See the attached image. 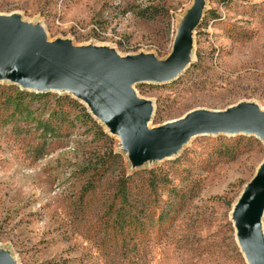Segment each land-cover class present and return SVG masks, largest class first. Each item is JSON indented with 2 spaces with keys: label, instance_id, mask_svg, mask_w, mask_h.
I'll return each instance as SVG.
<instances>
[{
  "label": "rangeland",
  "instance_id": "1",
  "mask_svg": "<svg viewBox=\"0 0 264 264\" xmlns=\"http://www.w3.org/2000/svg\"><path fill=\"white\" fill-rule=\"evenodd\" d=\"M198 1V24L188 35L179 74L168 82L127 85L150 109L147 131L235 109L264 116V0ZM196 3L0 0V19H15L38 35L42 47L66 45L165 67ZM145 8L160 15L139 18L136 12ZM10 86L76 99L92 121L65 107L66 118L53 120L58 136L44 138L34 121L3 124L11 110L4 111L0 97V257L7 264H251L240 208L264 168L261 138L194 136L164 157L136 161L107 121L73 91L38 92L0 76V88ZM30 103L36 121L57 108L52 98ZM168 204L161 230L148 225L145 207H156V219ZM118 207L143 211L135 229L116 227ZM259 227L264 244V209Z\"/></svg>",
  "mask_w": 264,
  "mask_h": 264
},
{
  "label": "water",
  "instance_id": "2",
  "mask_svg": "<svg viewBox=\"0 0 264 264\" xmlns=\"http://www.w3.org/2000/svg\"><path fill=\"white\" fill-rule=\"evenodd\" d=\"M199 1L189 23L179 32L174 56L165 67L151 61H118L102 54H86L66 45L42 47L39 37L25 31L15 19H0V76L38 92L69 89L88 103L131 150L136 161L164 157L186 139L200 135L236 133L264 142V116L235 109L220 114L191 115L186 120L147 131L149 108L133 98L132 82L163 83L174 79L186 64L188 35L199 19ZM264 209V168L247 187L241 201L240 226L251 264H264L260 217ZM0 264H7L0 257Z\"/></svg>",
  "mask_w": 264,
  "mask_h": 264
},
{
  "label": "trees",
  "instance_id": "3",
  "mask_svg": "<svg viewBox=\"0 0 264 264\" xmlns=\"http://www.w3.org/2000/svg\"><path fill=\"white\" fill-rule=\"evenodd\" d=\"M136 15L139 18L145 19V20H152L156 16L160 15V11L157 8H150V9H142L136 12ZM9 89V91H8ZM7 90V91H6ZM1 94L3 96H0L2 98L1 104L5 107L4 111L11 110V113L6 115L3 119V124L9 125L11 123H28V122H35L34 131H40V136L42 137H54L55 135L58 136V127L59 125L53 124L54 119H65L64 116L65 107H68V109H75L78 111V116L80 117V113L82 116V120L84 122L88 121L91 122L92 118L87 113L86 109L76 100L68 96H62V95H53L51 93H44V94H32L25 91L19 90L15 86L10 87H3L0 88ZM42 98H52L54 99L57 108H54L53 112L51 113V116L46 120H35L34 113L35 111H32L31 109V103L30 101L33 100H40ZM29 100V101H26ZM12 118V120H10ZM13 121V122H12ZM61 123V120L58 119ZM42 149V146H40L37 150V152H40ZM171 204L166 205L163 208H160V211L157 213V218L155 219V211L156 207L150 206L145 207L144 211L146 213L148 225L155 226L159 225V231L161 230V226L163 223H166L167 218L170 215V209ZM130 210V209H129ZM124 207H118L116 211L114 212V223L116 227H119L122 229L123 226L130 225L132 228L135 229V224L140 220V217H143V211H129ZM132 210V209H131ZM141 213V214H140ZM129 214V215H128ZM130 217V218H128Z\"/></svg>",
  "mask_w": 264,
  "mask_h": 264
},
{
  "label": "bare ground",
  "instance_id": "4",
  "mask_svg": "<svg viewBox=\"0 0 264 264\" xmlns=\"http://www.w3.org/2000/svg\"><path fill=\"white\" fill-rule=\"evenodd\" d=\"M52 91H58L57 89H52ZM224 134H228V135H242V133H240V134H236V133H224ZM245 135V134H244Z\"/></svg>",
  "mask_w": 264,
  "mask_h": 264
}]
</instances>
